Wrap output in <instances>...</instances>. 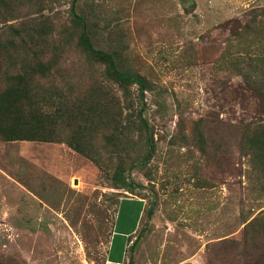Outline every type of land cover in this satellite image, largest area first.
<instances>
[{"label":"rangeland","instance_id":"obj_1","mask_svg":"<svg viewBox=\"0 0 264 264\" xmlns=\"http://www.w3.org/2000/svg\"><path fill=\"white\" fill-rule=\"evenodd\" d=\"M70 3L0 0V91L20 76L43 112H72L48 124L58 142L0 139V264H264V0L78 1L93 48L145 82L146 131ZM119 163L141 188L111 187Z\"/></svg>","mask_w":264,"mask_h":264},{"label":"trees","instance_id":"obj_2","mask_svg":"<svg viewBox=\"0 0 264 264\" xmlns=\"http://www.w3.org/2000/svg\"><path fill=\"white\" fill-rule=\"evenodd\" d=\"M79 0H71L69 7V15L71 19V26L78 32L76 45L87 57L90 59H95L98 62L104 65V74L105 76L113 81L114 83L120 85L123 88H127L130 86H136L137 88V96L139 101L141 102L139 110H137L136 115L133 116V119L136 120L139 127L143 129V131L147 130L145 121L141 118V114L144 110V92H145V82L138 76L128 74L125 72H121L117 68L116 58L113 55L108 53L96 50L93 48L90 39L87 34V28L84 21V18L76 13V7L78 5ZM14 37H19L16 31H12ZM8 50L11 52H15L16 49L12 42L5 39L2 41L0 39V53L1 55H6ZM38 72L43 74L48 71V66L44 64H40L38 67ZM261 71L264 74V56L261 64ZM3 85L5 86L2 91H0V139L4 142H12V141H55L58 142L60 140L59 134H55L53 137L46 133L48 129V124H52V127H59L60 123L67 122L68 116L67 113L72 115L71 111L61 109H55L52 112V115H48L43 112V109L46 107V101L39 97L33 90H29L26 88V83L20 76H17L13 79H3ZM53 98V97H52ZM58 104L62 103V98L57 97ZM35 106L36 108H28L26 111H22L21 109H17L16 106ZM72 118V117H71ZM73 120H70V122ZM64 122V123H65ZM131 122L129 119L122 126V134L128 130V124ZM68 124V123H66ZM261 144V142H260ZM145 153L144 156L140 159L139 163L132 162L131 166L137 167L140 164H147L152 157L153 154V142L151 138L145 137ZM68 146L78 152L82 151L75 146H72L68 143ZM252 150V146L249 147ZM118 149L114 148L113 153L118 154ZM120 158H129L128 156L120 155ZM124 169L119 163L112 173V185L113 189H122L125 192H132L135 188H141L139 185H136L131 179H129L128 171L126 177L123 176ZM126 178V179H125ZM151 215V210L147 212L146 219H149ZM264 229V228H263ZM141 229L138 233H142ZM260 234L264 235V230L260 232ZM128 259H126V263ZM121 262V261H119ZM115 263V262H114ZM128 264V263H127Z\"/></svg>","mask_w":264,"mask_h":264},{"label":"built area","instance_id":"obj_3","mask_svg":"<svg viewBox=\"0 0 264 264\" xmlns=\"http://www.w3.org/2000/svg\"><path fill=\"white\" fill-rule=\"evenodd\" d=\"M110 264H121V262H115V263H110Z\"/></svg>","mask_w":264,"mask_h":264}]
</instances>
